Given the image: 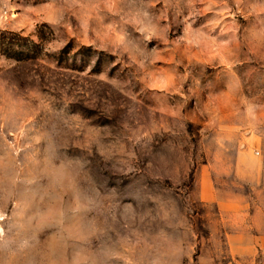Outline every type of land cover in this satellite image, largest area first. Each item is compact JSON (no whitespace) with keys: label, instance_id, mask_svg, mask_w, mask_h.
<instances>
[{"label":"rangeland","instance_id":"374dc122","mask_svg":"<svg viewBox=\"0 0 264 264\" xmlns=\"http://www.w3.org/2000/svg\"><path fill=\"white\" fill-rule=\"evenodd\" d=\"M262 237L264 0H0V264H264Z\"/></svg>","mask_w":264,"mask_h":264},{"label":"crops","instance_id":"0c3cea01","mask_svg":"<svg viewBox=\"0 0 264 264\" xmlns=\"http://www.w3.org/2000/svg\"><path fill=\"white\" fill-rule=\"evenodd\" d=\"M239 241H240V239L236 238V237H229V239H228L229 245L235 246V247L238 245ZM261 245L264 246V237H262V239H261Z\"/></svg>","mask_w":264,"mask_h":264}]
</instances>
